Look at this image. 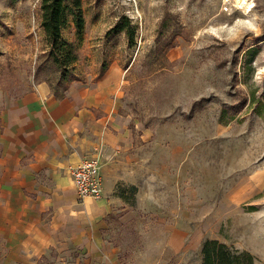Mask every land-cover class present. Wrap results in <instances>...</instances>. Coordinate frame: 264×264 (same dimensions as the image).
Listing matches in <instances>:
<instances>
[{
	"label": "rangeland",
	"instance_id": "obj_1",
	"mask_svg": "<svg viewBox=\"0 0 264 264\" xmlns=\"http://www.w3.org/2000/svg\"><path fill=\"white\" fill-rule=\"evenodd\" d=\"M251 2L82 0L83 30L71 17L61 30L74 55L64 69L47 53L40 0H0V107L41 79L103 78L129 131L118 190L137 203L141 189L148 214L200 247L217 239L263 263L264 0Z\"/></svg>",
	"mask_w": 264,
	"mask_h": 264
},
{
	"label": "crops",
	"instance_id": "obj_2",
	"mask_svg": "<svg viewBox=\"0 0 264 264\" xmlns=\"http://www.w3.org/2000/svg\"><path fill=\"white\" fill-rule=\"evenodd\" d=\"M109 86L72 81L55 95L41 79L0 107V264H201L182 224L148 214L141 189L137 203L118 190L130 139ZM92 152L101 194L81 198L71 170Z\"/></svg>",
	"mask_w": 264,
	"mask_h": 264
},
{
	"label": "trees",
	"instance_id": "obj_3",
	"mask_svg": "<svg viewBox=\"0 0 264 264\" xmlns=\"http://www.w3.org/2000/svg\"><path fill=\"white\" fill-rule=\"evenodd\" d=\"M40 8L41 26L49 44L47 53L54 63L65 69L74 61V55L71 44L61 37V30L69 17L78 33L83 30L82 0H40ZM49 84L55 95H60L67 86L58 89ZM200 254L201 264H257L258 261L249 251L212 238L203 240Z\"/></svg>",
	"mask_w": 264,
	"mask_h": 264
},
{
	"label": "built area",
	"instance_id": "obj_4",
	"mask_svg": "<svg viewBox=\"0 0 264 264\" xmlns=\"http://www.w3.org/2000/svg\"><path fill=\"white\" fill-rule=\"evenodd\" d=\"M101 159L99 153L85 154L71 170L72 184L81 198L101 194Z\"/></svg>",
	"mask_w": 264,
	"mask_h": 264
},
{
	"label": "bare ground",
	"instance_id": "obj_5",
	"mask_svg": "<svg viewBox=\"0 0 264 264\" xmlns=\"http://www.w3.org/2000/svg\"><path fill=\"white\" fill-rule=\"evenodd\" d=\"M236 5L247 11L252 6V2L251 0H236Z\"/></svg>",
	"mask_w": 264,
	"mask_h": 264
}]
</instances>
